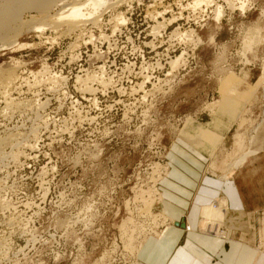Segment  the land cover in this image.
Here are the masks:
<instances>
[{"label": "rangeland", "instance_id": "obj_1", "mask_svg": "<svg viewBox=\"0 0 264 264\" xmlns=\"http://www.w3.org/2000/svg\"><path fill=\"white\" fill-rule=\"evenodd\" d=\"M190 2L109 0L74 30L51 22L58 9L29 7L0 39V74L13 75L0 87V141L12 139L0 152V264H140L147 237L175 223L160 184L169 161L192 147L224 199L215 208H228L204 219L209 199L199 229L255 231L226 221L238 164L264 151V0Z\"/></svg>", "mask_w": 264, "mask_h": 264}, {"label": "crops", "instance_id": "obj_2", "mask_svg": "<svg viewBox=\"0 0 264 264\" xmlns=\"http://www.w3.org/2000/svg\"><path fill=\"white\" fill-rule=\"evenodd\" d=\"M201 153L193 147L190 151L181 149L180 156L183 154L185 160L169 161L166 178L171 184H160L165 198L169 199L166 213L175 223L161 235L147 237L139 251L140 264H264V249L259 245L264 232V151L257 148L230 179L236 194L227 196L234 199L229 202L226 221L230 229H237L235 223H239L238 229L245 230L242 226L245 219L261 227L248 231L245 237L232 234L228 238L215 235L214 230L199 229L201 207L216 197L211 198L215 190L209 188L216 182L209 186L208 180L203 183ZM236 201L240 204L238 210L234 208Z\"/></svg>", "mask_w": 264, "mask_h": 264}, {"label": "bare ground", "instance_id": "obj_3", "mask_svg": "<svg viewBox=\"0 0 264 264\" xmlns=\"http://www.w3.org/2000/svg\"><path fill=\"white\" fill-rule=\"evenodd\" d=\"M202 1H205V0H193V2H190L189 5L190 6L191 5L198 6V5H201V3H203ZM108 2H109V0H0V39H3V41H9L14 36V34H17L22 29V25L27 23V21H23L21 15H22L23 10H26L29 7L33 8V9L35 8V10L37 12H42V14L47 13L46 15H48V13L52 12L53 10L58 9L57 13L55 12V15H58L59 18L54 17V20L51 22L53 24H56V22H61L67 18L65 20L67 23L66 22L65 23L67 24L68 29L74 30L75 28L79 27L80 23L85 22L88 19L87 15H89V17L91 15L95 16L96 15L95 13H97L98 10L102 8V6L104 7L106 4H108ZM211 4H212V2H211ZM109 5H110V3H109ZM109 5H107V6H109ZM65 10L67 11V14L64 13ZM216 12H217V15H216V19H217L221 16L222 10L218 7ZM53 16H54V14H53ZM47 17H49V16H47ZM92 18H90V19H92ZM52 19H53V17H52ZM91 22H92V20H91ZM47 23L49 24V22H47ZM4 43H6V42H4ZM177 62H178V58L173 62L174 66L176 65ZM12 76L13 75H11V73L10 74L8 73L7 75H4V73L3 74L1 73L0 74V87H4L6 84L10 85L9 83L11 81H13ZM259 126H260V124H259ZM6 140H8L9 143H12V142H10L12 139L10 140V138H8V139L6 138ZM6 140L3 138V140L0 141V152H2L1 151L2 146L3 145L6 146L5 145V144H7V143H5ZM249 151H247V153ZM251 152H255V150H251ZM244 153H246V152H244ZM244 156H242V158ZM239 158H237V159L239 160ZM244 160L245 159H243L242 161H244ZM239 162L241 163V160ZM237 167H239V164ZM233 169L235 171V168H233ZM233 169L231 170L232 172H233ZM223 200L224 199L220 198V199H218V201L216 203H214L212 201L213 204L209 203V204H206V206H204V207L202 206L203 207V210H202L203 218L204 219L207 218L210 220H212L214 218V220H215V218L219 215V213H217V212H223L224 213V211H226V209L228 210V208H226L227 205H225V209H223L224 206L222 208H218V207L215 208V205H218ZM219 217H220V215H219ZM216 219H218V218H216ZM206 221H209V220H206Z\"/></svg>", "mask_w": 264, "mask_h": 264}, {"label": "built area", "instance_id": "obj_4", "mask_svg": "<svg viewBox=\"0 0 264 264\" xmlns=\"http://www.w3.org/2000/svg\"><path fill=\"white\" fill-rule=\"evenodd\" d=\"M171 223H169L168 225H170ZM187 228H189V226H187ZM225 230L224 228H221V231ZM226 231V230H225ZM228 233V232H227ZM222 234V232H221Z\"/></svg>", "mask_w": 264, "mask_h": 264}]
</instances>
